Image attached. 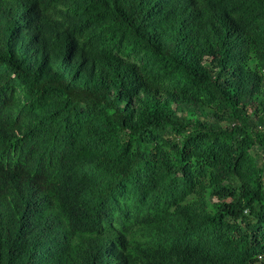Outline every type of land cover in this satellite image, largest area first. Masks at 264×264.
<instances>
[{"label": "trees", "instance_id": "16d2710c", "mask_svg": "<svg viewBox=\"0 0 264 264\" xmlns=\"http://www.w3.org/2000/svg\"><path fill=\"white\" fill-rule=\"evenodd\" d=\"M264 0H0V264H260Z\"/></svg>", "mask_w": 264, "mask_h": 264}, {"label": "rangeland", "instance_id": "374dc122", "mask_svg": "<svg viewBox=\"0 0 264 264\" xmlns=\"http://www.w3.org/2000/svg\"><path fill=\"white\" fill-rule=\"evenodd\" d=\"M260 264H264V260H263V262H262V263H260Z\"/></svg>", "mask_w": 264, "mask_h": 264}]
</instances>
